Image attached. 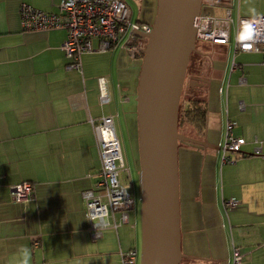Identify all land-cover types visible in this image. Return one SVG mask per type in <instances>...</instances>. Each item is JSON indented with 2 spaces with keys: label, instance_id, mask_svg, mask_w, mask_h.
Returning a JSON list of instances; mask_svg holds the SVG:
<instances>
[{
  "label": "crops",
  "instance_id": "0c3cea01",
  "mask_svg": "<svg viewBox=\"0 0 264 264\" xmlns=\"http://www.w3.org/2000/svg\"><path fill=\"white\" fill-rule=\"evenodd\" d=\"M61 1L0 0V264H122L121 253L132 249L139 264L136 192L128 221L103 229L97 239L91 236L81 195L95 190L101 166L92 121L110 117L115 128L122 115L135 119L141 62L114 47L82 55L81 73L67 69L60 48L65 32H23L19 19L21 3L52 13ZM213 1L222 4L214 10L203 0L202 11L215 18L227 9L234 20L264 15V0ZM200 42L208 45L195 44L185 90L206 99L207 121L202 137L187 135L197 143L179 148L180 231L196 232L188 217H219L221 209L230 210V223L241 227V264H264V59L235 52L232 40ZM100 77L110 97L105 104L99 101ZM229 122L232 136L245 145L233 153L236 161L222 164L218 145ZM129 163L131 179L139 185V153ZM24 182L31 184V195L14 201L10 188ZM229 199H236L237 207L226 208ZM119 219L118 211L108 217ZM197 243L198 237L187 247ZM238 245L232 241L229 253ZM199 255L219 264L203 258L202 251Z\"/></svg>",
  "mask_w": 264,
  "mask_h": 264
},
{
  "label": "built area",
  "instance_id": "2783aa9c",
  "mask_svg": "<svg viewBox=\"0 0 264 264\" xmlns=\"http://www.w3.org/2000/svg\"><path fill=\"white\" fill-rule=\"evenodd\" d=\"M20 27L23 32L62 30L65 39L60 48L64 51L67 69L80 73L81 57L92 52H104L114 47L125 50L132 56H142L147 37L152 26L147 22L132 19L130 6L124 0H62L58 11L46 13L37 10L26 3L19 7ZM244 21L256 24L258 36L253 41L240 39ZM195 40L214 44H226L232 40L235 52H253L264 59V15L253 18H238L234 20L227 9L223 17L215 18L206 12H201L194 19ZM97 42V45H94ZM235 64L232 62L231 70ZM99 101L101 104L110 100L107 81L98 78ZM242 103L239 107L242 108ZM100 156V171L95 190L82 192L85 206V217L89 221L91 236L101 237L102 230L108 227L116 228L128 221V211L133 207V197L118 179V168L123 167L119 141L110 117H101L92 121ZM231 122L226 124L224 141L218 145L222 152V162H231L227 153L240 152L245 141L235 138L230 133ZM254 153L259 154L260 148ZM14 201H26L32 193L28 182L16 184L10 188ZM238 201L230 199L224 206L232 209ZM120 213L119 222H111V213ZM36 243V242H35ZM137 253L135 249L121 253L122 264H135ZM235 263L239 260L237 251L233 252Z\"/></svg>",
  "mask_w": 264,
  "mask_h": 264
},
{
  "label": "water",
  "instance_id": "95a60500",
  "mask_svg": "<svg viewBox=\"0 0 264 264\" xmlns=\"http://www.w3.org/2000/svg\"><path fill=\"white\" fill-rule=\"evenodd\" d=\"M203 0H156L141 60L136 95L141 202L139 264H179L181 252L178 109L190 55L194 19Z\"/></svg>",
  "mask_w": 264,
  "mask_h": 264
},
{
  "label": "rangeland",
  "instance_id": "374dc122",
  "mask_svg": "<svg viewBox=\"0 0 264 264\" xmlns=\"http://www.w3.org/2000/svg\"><path fill=\"white\" fill-rule=\"evenodd\" d=\"M124 1H126V3L131 8L132 19L133 20L141 19L138 21H142V12H141L140 4H139L140 2L137 0H124ZM205 1L208 2L209 4L210 3L214 4L213 0H205ZM151 2L153 3L154 14H153V19L150 21H147V23L152 26L155 13H156V6H155L156 0H151ZM218 3H215L213 5L214 10H216V8L220 4H222V1L219 3V5ZM201 10H203V8ZM142 22H145V21H142ZM37 32H40V31H37ZM194 34H195V30H194ZM140 42H143V43L146 42L147 44L146 40L140 41ZM195 44L197 48H200L201 45L203 44L208 45L207 43H203L198 40L197 41L195 40ZM94 45H97V42H94ZM135 57H138V60L141 62L143 55L135 56ZM189 65L190 64L188 62V66ZM188 66H187V71H188ZM187 71H186V74H187ZM185 78H186V75H185ZM186 85H187V82L186 80H184L182 91L183 90L185 91ZM135 100H136V97H135ZM136 117H137L136 114H135V119L133 118V115L132 116L125 115V117L124 115H122L120 117V123L118 125H115V132H116V137L119 141L121 156L124 160L123 167L118 168V179H119V182L123 186L126 187V189L129 191V193L132 196H133V193L136 192V195H135L136 196V207H139V212H140V204H141L140 187L138 185V182L135 183L131 179L130 175H131L132 166L129 163V159H131L132 154L133 153L138 154V132H137L138 130H137V124H136ZM223 141L224 139L221 141V143ZM221 155H222V152L220 154V159L222 158ZM226 156L231 157V163L236 161L234 158L235 155L233 153H227ZM192 166L195 167L196 166L195 163H193ZM195 183L197 184V181ZM195 205H198L197 202L195 203ZM229 215H230V210H228L227 213H225V211L221 209L219 213V217H188L189 222H191V225L193 224L195 227L194 231H196V232H190L188 234L190 243L191 241L195 240L196 237H198L200 244L197 243L195 245V248L190 244L188 252L191 255H193L191 256L192 258L191 257L185 258L187 254L185 252V249L183 253L182 248H181V252L185 255L183 257L185 259L181 260V264H206V263L208 264L210 262H213V261L200 260L199 259L200 251H202L203 258L208 256L210 260L217 259L219 260V264H227V259H230V264H241L243 255L241 254L240 251L241 250L245 251L244 247L238 245V243H240V238L242 236L241 227L239 226V224L230 223ZM217 222L219 224L218 227L216 225ZM190 227L194 228L192 226ZM232 241L235 242V244L238 245L239 247H237V249H234L233 251H232L233 249L232 248L229 253V244H232ZM234 251H237L240 257L236 263L233 257Z\"/></svg>",
  "mask_w": 264,
  "mask_h": 264
},
{
  "label": "trees",
  "instance_id": "16d2710c",
  "mask_svg": "<svg viewBox=\"0 0 264 264\" xmlns=\"http://www.w3.org/2000/svg\"><path fill=\"white\" fill-rule=\"evenodd\" d=\"M182 92L178 109V132L186 136L193 137L195 135L194 137L200 138L204 135L206 129L207 101L204 97L188 94L186 90ZM184 143L188 144L189 142H178V154L181 144ZM188 234L189 232H181V248L183 253L185 249L186 254L191 255L187 247V244L190 243V241H188ZM179 264H181V262Z\"/></svg>",
  "mask_w": 264,
  "mask_h": 264
},
{
  "label": "clouds",
  "instance_id": "9594fccd",
  "mask_svg": "<svg viewBox=\"0 0 264 264\" xmlns=\"http://www.w3.org/2000/svg\"><path fill=\"white\" fill-rule=\"evenodd\" d=\"M255 12V10H253ZM258 29L255 23L244 21L241 28L240 39L245 41H253L258 36Z\"/></svg>",
  "mask_w": 264,
  "mask_h": 264
},
{
  "label": "flooded vegetation",
  "instance_id": "af4514ba",
  "mask_svg": "<svg viewBox=\"0 0 264 264\" xmlns=\"http://www.w3.org/2000/svg\"><path fill=\"white\" fill-rule=\"evenodd\" d=\"M140 3L141 12L143 17H151L154 14V7L151 0H137ZM143 20V19H142ZM147 22V20H144Z\"/></svg>",
  "mask_w": 264,
  "mask_h": 264
}]
</instances>
